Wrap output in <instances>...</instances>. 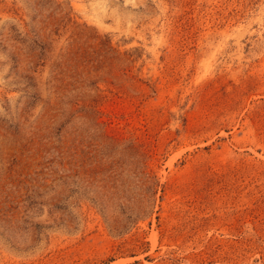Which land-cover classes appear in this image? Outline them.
Segmentation results:
<instances>
[{
    "label": "rangeland",
    "instance_id": "374dc122",
    "mask_svg": "<svg viewBox=\"0 0 264 264\" xmlns=\"http://www.w3.org/2000/svg\"><path fill=\"white\" fill-rule=\"evenodd\" d=\"M0 264H264V0H0Z\"/></svg>",
    "mask_w": 264,
    "mask_h": 264
}]
</instances>
